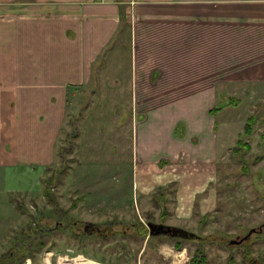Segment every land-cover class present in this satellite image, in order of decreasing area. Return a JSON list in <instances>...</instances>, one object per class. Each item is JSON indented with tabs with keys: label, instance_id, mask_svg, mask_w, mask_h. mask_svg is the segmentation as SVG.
I'll use <instances>...</instances> for the list:
<instances>
[{
	"label": "crops",
	"instance_id": "crops-1",
	"mask_svg": "<svg viewBox=\"0 0 264 264\" xmlns=\"http://www.w3.org/2000/svg\"><path fill=\"white\" fill-rule=\"evenodd\" d=\"M131 2L0 0L1 175L55 162L83 90L82 167L129 171L147 194L145 179L195 160L194 138L199 163L218 158V131L235 126L222 114L264 94V0Z\"/></svg>",
	"mask_w": 264,
	"mask_h": 264
},
{
	"label": "rangeland",
	"instance_id": "rangeland-1",
	"mask_svg": "<svg viewBox=\"0 0 264 264\" xmlns=\"http://www.w3.org/2000/svg\"><path fill=\"white\" fill-rule=\"evenodd\" d=\"M246 95L222 114L235 126L218 131V158L199 163L194 138L195 160L145 179L146 192L156 186L147 194L136 192L129 171L78 163L74 134L86 109H77L92 96H72L55 162L35 178L0 171V264H264V94ZM149 223L189 237L150 236Z\"/></svg>",
	"mask_w": 264,
	"mask_h": 264
},
{
	"label": "water",
	"instance_id": "water-1",
	"mask_svg": "<svg viewBox=\"0 0 264 264\" xmlns=\"http://www.w3.org/2000/svg\"><path fill=\"white\" fill-rule=\"evenodd\" d=\"M149 229V235L150 236H157V235H170V236H177L179 233H182L186 237H189L188 234L181 232L180 229H175L171 227H165V226H156L152 223L148 224ZM254 232H256L255 229H252L245 237H243L240 240L237 241H231V245H240L244 241H246Z\"/></svg>",
	"mask_w": 264,
	"mask_h": 264
},
{
	"label": "trees",
	"instance_id": "trees-1",
	"mask_svg": "<svg viewBox=\"0 0 264 264\" xmlns=\"http://www.w3.org/2000/svg\"><path fill=\"white\" fill-rule=\"evenodd\" d=\"M73 120H74V119H70V121H69V122H71V124H73ZM251 123H253V119H252V117H251V118H249V119L247 120V123H246V125H245V127H244V130H246V129H247V127H250V126H249V124H251ZM75 129H76V128H74V131H75ZM75 133H76V134H74V135H75V138H76V137L78 136V134H79V131H78V130H76V132H75ZM236 145H238V142H237V144H236ZM236 147H237V146H236ZM236 147H235L234 149H237ZM49 181H51V182H52V181H53V177H52V178H50V180L46 181V186H47V187H45V189H44V190H45V191H47V190H48V191L50 192V188H51V187H49V185H51L52 183L50 184V182H49ZM44 190H43V191H44ZM49 192H46V194L44 193V197H46V198H49V197H50V194H48ZM178 247H180V246H178Z\"/></svg>",
	"mask_w": 264,
	"mask_h": 264
},
{
	"label": "flooded vegetation",
	"instance_id": "flooded-vegetation-1",
	"mask_svg": "<svg viewBox=\"0 0 264 264\" xmlns=\"http://www.w3.org/2000/svg\"><path fill=\"white\" fill-rule=\"evenodd\" d=\"M88 228H90V226H85V230H87ZM91 228H92V226H91Z\"/></svg>",
	"mask_w": 264,
	"mask_h": 264
},
{
	"label": "bare ground",
	"instance_id": "bare-ground-1",
	"mask_svg": "<svg viewBox=\"0 0 264 264\" xmlns=\"http://www.w3.org/2000/svg\"><path fill=\"white\" fill-rule=\"evenodd\" d=\"M174 258V257H173ZM175 260V259H174ZM61 264V263H60ZM62 264H65L64 262Z\"/></svg>",
	"mask_w": 264,
	"mask_h": 264
}]
</instances>
